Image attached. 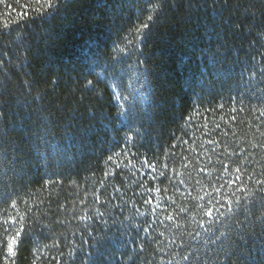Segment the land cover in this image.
Returning a JSON list of instances; mask_svg holds the SVG:
<instances>
[{
    "label": "trees",
    "instance_id": "obj_1",
    "mask_svg": "<svg viewBox=\"0 0 264 264\" xmlns=\"http://www.w3.org/2000/svg\"><path fill=\"white\" fill-rule=\"evenodd\" d=\"M144 6L63 0L0 36V224L33 237L16 264H230L243 246L203 213L264 181V0H171L125 49ZM35 7L5 0L0 20ZM252 212L259 232L264 205Z\"/></svg>",
    "mask_w": 264,
    "mask_h": 264
},
{
    "label": "snow or ice",
    "instance_id": "obj_2",
    "mask_svg": "<svg viewBox=\"0 0 264 264\" xmlns=\"http://www.w3.org/2000/svg\"><path fill=\"white\" fill-rule=\"evenodd\" d=\"M171 0H145V6L142 9L144 13H146V19L142 22L136 24L134 28H130L128 30L127 36L123 37V41L125 43V49L129 48V46H135V41L138 37L143 38L146 35L147 31H150L151 27L155 23V19H158L159 12L164 8L166 3H170ZM36 7L34 9H28V11L21 12L18 14L17 19L13 21L10 16L11 12L2 14L5 18L0 20V36L3 35H12L16 32H19V24L21 23V18H26L25 22H31L36 19H43L45 16V10H48V15L53 14L55 11L59 9L63 0H34ZM0 4H5V0H0ZM9 9H11V5H7ZM26 9L27 5L24 6ZM246 11V10H245ZM32 13L31 15L29 13ZM13 24H16L17 27H13ZM123 51V50H122ZM134 50L125 51L124 56L134 55ZM2 60H0V64H2ZM107 69H104L101 73L96 76V83L91 79H86L84 86L87 88H95L98 83H100V76L107 73ZM249 69H245V72H248ZM264 72V69L261 70ZM256 75L255 71L251 72L249 79ZM114 86V85H113ZM115 87V86H114ZM126 100L127 97H124ZM223 107V105H220ZM132 114L131 106L129 108H124L123 104H120V107L116 109V117H124ZM260 116H264V110L260 111ZM188 119H191L189 117ZM234 119V117H233ZM6 130H0V137L6 136ZM132 139V136H125V143ZM212 143V141H210ZM119 155V153H117ZM109 161L112 160V156L109 155L107 157ZM5 164L10 162V158L4 156L2 158ZM145 163H147V158L145 157ZM153 172L156 171L155 166L149 165ZM166 167V166H165ZM225 170H227V165L224 166ZM200 171H205V169H200ZM241 170L239 168L236 169V172L239 173ZM159 175L163 176L164 173H160ZM6 173L3 177V182L6 183L8 179H10ZM155 179V177H153ZM236 181L240 180V176H236ZM251 179V177H249ZM50 183H56V181H49ZM183 183V181H181ZM230 183H235V181H230ZM257 184L260 185L257 189L259 195L257 196L255 193H249L252 196V199L249 200L248 196H245L244 203L241 205L239 198L236 200V206L233 207V201L230 198H225L227 203L217 202L219 205L213 207L205 208L203 213L204 216L209 217V221L207 223L211 225H218L220 228H235L238 240L243 242V246H237L231 252V255L228 257L230 264H264V216L257 218L259 223L260 231L256 232L255 226L256 222L251 220V216L253 215L252 210L256 209L258 206L264 205V181H257ZM239 191L248 190L245 188L238 189ZM0 191H3L0 188ZM149 192L153 191V189L149 188ZM155 191L159 192L160 189L156 188ZM219 191V189H217ZM7 197H0V204H3L6 201ZM146 203H151V200H145ZM211 203V201L209 202ZM11 207H16V202H11ZM204 207V206H201ZM221 209H225L221 211ZM181 211H186L185 209H181ZM7 212V209L4 210ZM168 220H173V215L167 216ZM18 222L15 218L5 219L0 227L3 228V234L0 235V264H16V256L18 251L23 250V245L27 242H30L33 237L31 233L30 227L26 230V228L21 225L17 226ZM203 225V222L201 223ZM207 230V229H206ZM216 235L214 239H219L224 236L226 233L223 231L215 230ZM199 235V233H197ZM141 252L143 251V245L140 246ZM184 260L189 261L191 264L189 255H185L183 257ZM196 259V257H193ZM131 264H136V258L130 257ZM146 264V262H145Z\"/></svg>",
    "mask_w": 264,
    "mask_h": 264
}]
</instances>
